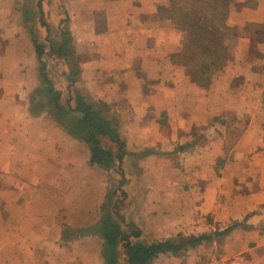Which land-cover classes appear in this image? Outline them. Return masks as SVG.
Instances as JSON below:
<instances>
[{"label": "crops", "instance_id": "obj_1", "mask_svg": "<svg viewBox=\"0 0 264 264\" xmlns=\"http://www.w3.org/2000/svg\"><path fill=\"white\" fill-rule=\"evenodd\" d=\"M186 1L0 0V264H106L102 238L79 232L101 220L109 186L125 192L118 214L141 241L236 225L213 242L220 256L264 264V0H224L232 36L207 86L180 58ZM63 33L79 61L75 88L119 124L127 155L111 169L48 112L32 113L35 40L69 89L72 65L52 50ZM207 248L152 264H199Z\"/></svg>", "mask_w": 264, "mask_h": 264}, {"label": "trees", "instance_id": "obj_2", "mask_svg": "<svg viewBox=\"0 0 264 264\" xmlns=\"http://www.w3.org/2000/svg\"><path fill=\"white\" fill-rule=\"evenodd\" d=\"M186 1L194 13L179 11L184 20L183 27L188 34L186 50L180 55L185 63L193 64V76L196 83L207 86L211 81L213 69L226 59V41L232 36V31L226 26L228 3L224 0ZM197 4V5H196ZM201 33L204 34L201 37ZM37 57L40 63L41 88L33 97L32 113L37 115L48 112L51 117L71 136L82 140L90 149L92 162L111 169L115 160L122 161L127 155L125 142L121 139L119 124L111 115L108 105L95 102L75 88L79 61L71 46L67 33L62 34L59 44L52 47L53 53L65 58L72 65L68 73L70 83L68 95L59 90L48 74V66L44 61L46 46L34 41ZM106 140L119 146L117 155L109 150ZM124 199L126 194L121 191ZM118 190L110 192L102 208L103 216L93 227L82 230L80 235L100 236L104 241V258L106 264H121V250L126 252L124 264H152L160 255L180 257L182 254L212 244L217 238L229 234L236 225L224 232L204 234L201 236L180 237L162 242L145 243L141 241L138 230H124L123 218L118 214L116 199ZM204 264V263H203Z\"/></svg>", "mask_w": 264, "mask_h": 264}, {"label": "rangeland", "instance_id": "obj_3", "mask_svg": "<svg viewBox=\"0 0 264 264\" xmlns=\"http://www.w3.org/2000/svg\"><path fill=\"white\" fill-rule=\"evenodd\" d=\"M179 9L182 10L181 7H180ZM178 16L180 17L179 14H178ZM203 35H204V34L201 33V37H202ZM60 73H61V69H59L58 74H60ZM68 73H69V71L66 72L65 74L67 75ZM66 77L68 78V76H66ZM65 79H66V78H65ZM68 80H69V79H68ZM69 84H70V83H69V81H68V85H69ZM68 91H69V89H68ZM68 91L66 92L67 95L69 94ZM108 188H109L108 193L118 190V194H117L116 199H117V200H121V193H120V188H121V186H109ZM101 216H103V214H101ZM211 234H214V233H211ZM216 240H217V239H216ZM216 240H215V241H216ZM219 251H220V247H219L218 244H214V243H213V244L208 245V248L205 249L204 254H202L201 257H200V259H201V263H199V264H203V263L205 264V263H207L208 261H210L212 258L217 257V256H220L221 254H220ZM200 259H199V260H200Z\"/></svg>", "mask_w": 264, "mask_h": 264}, {"label": "built area", "instance_id": "obj_4", "mask_svg": "<svg viewBox=\"0 0 264 264\" xmlns=\"http://www.w3.org/2000/svg\"><path fill=\"white\" fill-rule=\"evenodd\" d=\"M205 264H250V261L244 255H239L235 257L217 256L212 258Z\"/></svg>", "mask_w": 264, "mask_h": 264}]
</instances>
